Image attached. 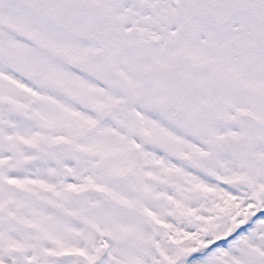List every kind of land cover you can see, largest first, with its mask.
Listing matches in <instances>:
<instances>
[{"label":"snow or ice","instance_id":"snow-or-ice-1","mask_svg":"<svg viewBox=\"0 0 264 264\" xmlns=\"http://www.w3.org/2000/svg\"><path fill=\"white\" fill-rule=\"evenodd\" d=\"M0 264H264V0H0Z\"/></svg>","mask_w":264,"mask_h":264}]
</instances>
